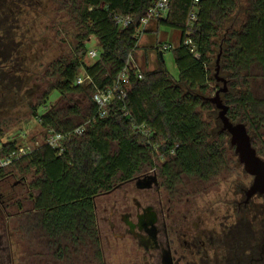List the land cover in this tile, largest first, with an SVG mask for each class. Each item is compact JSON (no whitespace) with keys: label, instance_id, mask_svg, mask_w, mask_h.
Returning a JSON list of instances; mask_svg holds the SVG:
<instances>
[{"label":"trees","instance_id":"trees-1","mask_svg":"<svg viewBox=\"0 0 264 264\" xmlns=\"http://www.w3.org/2000/svg\"><path fill=\"white\" fill-rule=\"evenodd\" d=\"M52 2L77 29L76 43L68 55L42 69L39 59L31 57V49L17 42L16 28L2 32L3 154L28 142H45L51 129L68 135L62 152L42 144L0 167V200L10 214L24 220L21 229L29 232L34 224L57 241L65 237L68 245L76 236L83 243H99L97 198L119 184L146 180L154 170L171 191L185 187L187 177L215 184L227 170V149L232 148L230 135L221 131V121H214L215 104L206 99L219 87L215 71L220 53V75L228 80L227 90L221 93L228 117L247 125L253 146L263 157L264 0H200L192 24L193 0H169L168 16L153 18L145 32L157 36L150 46L158 50L155 66L149 68V56L144 53L138 67L129 69L127 97L115 99L104 117L98 115L92 95L112 87L129 66L130 57L137 61L140 47L138 26L121 28L116 16H141L154 0ZM25 3L19 14L30 8ZM92 37L99 43V55L89 61ZM187 39L191 42L186 43ZM166 44L171 48L165 49ZM167 52L173 55L177 76L166 66ZM31 63L33 70L28 69ZM80 71L92 83H77ZM40 87L43 93L27 102L31 91ZM53 93L59 95L56 103H51ZM24 102L41 132L11 130L26 121L12 111ZM41 108L45 111L40 112ZM85 124L82 135L75 133ZM145 130L150 134L145 135Z\"/></svg>","mask_w":264,"mask_h":264},{"label":"flooded vegetation","instance_id":"flooded-vegetation-1","mask_svg":"<svg viewBox=\"0 0 264 264\" xmlns=\"http://www.w3.org/2000/svg\"><path fill=\"white\" fill-rule=\"evenodd\" d=\"M26 1L0 0V50L2 32L14 31ZM153 172L146 180L123 182L101 195L126 191L129 184L138 192L133 205L126 203L128 193L123 204L117 199L110 203L106 233L96 202L99 243H83L76 236L68 245L65 237L57 241L32 224L27 263L108 264L105 247L111 248L114 238L122 241L129 264H264V194L248 197L250 186L240 187L231 198L212 201L210 182L187 177L185 187L171 191ZM152 189L154 197L142 203L139 196L147 198L145 192ZM119 205L124 212L119 213ZM14 217L0 200V264H20L15 250L20 246L17 229L8 223ZM115 246L120 247V242Z\"/></svg>","mask_w":264,"mask_h":264},{"label":"rangeland","instance_id":"rangeland-1","mask_svg":"<svg viewBox=\"0 0 264 264\" xmlns=\"http://www.w3.org/2000/svg\"><path fill=\"white\" fill-rule=\"evenodd\" d=\"M27 4L30 5V8H28L25 14V11L22 14H19V21L16 24V31L19 34V39H17V42L21 44L23 43L25 44V47L31 49V57L39 59L38 62L43 64L42 69H44V67L47 66V64L52 60L69 54L71 48L76 43L75 35L77 34V29L75 25L69 19H67V17H64L63 12H58L54 9L52 0H27ZM57 30H59L60 32L56 33ZM156 37L157 36H154L153 39H155ZM158 37L162 39L164 35L161 34L160 36L158 35ZM98 44L99 43L97 41V38L92 37L91 41L89 42V48L97 47L99 46ZM140 44H145L143 38L140 41ZM146 44H148L149 46L152 45L151 42ZM164 57L166 66L170 73L173 76H177L178 70L172 53L167 52ZM138 58L139 57L137 56V59ZM87 60L90 61L93 59L87 58ZM37 68L35 71H37ZM28 69H34L33 63L28 64ZM42 69L40 68V70ZM219 76L221 75L219 74ZM218 83V88L223 86L222 81H218ZM33 85L34 83L32 80V85H30L31 89ZM36 86L38 85H35L34 87ZM34 90L35 92L31 91V94L27 97V102L29 100H34L36 97L43 93V88L41 87L40 89L34 88ZM58 100L59 95L57 93H53L51 97V103H56ZM25 102L20 103V105L16 107H13L12 111H14L13 114H15V116L17 117L24 116V120L26 121L17 124L11 130L16 131L22 128L28 132H41L37 120L29 118L30 109L28 108V105L25 104ZM44 111L45 108L40 109V112ZM212 113L214 116V121L216 119H219V109L216 107V105L215 109L212 110ZM205 117L209 118L208 114L205 115ZM227 152L230 159L227 170L223 172L220 179L215 181V184L210 183L212 190L209 198L212 201H216L220 196L226 198L227 200L231 198L230 195L234 192V190L240 187L248 188L252 182V178L244 172L243 165L240 163L239 158L235 153L234 146H232V148L228 147ZM150 175H154V172H150ZM126 189L127 190L123 192L121 190L114 193L113 195L104 197L100 196L99 198H97L98 215L101 222V228L104 230V233H106L108 230V219L110 218L111 211L109 206L114 199H117L120 204H123L124 196L128 193L126 203L133 205L132 199L137 195L136 193L138 192H136L134 184H129L128 186H126ZM145 193H147V198H141L139 196V199L142 203H145L146 201L151 200L154 197V189ZM119 206V213L124 212V209H122V205ZM21 220L22 219L20 218L14 217L8 220V223L11 224L13 230L17 229L18 241L20 246H18V248H15V250L17 251V256L19 257V263L28 264L27 241L28 239L30 240V232H26L25 230L21 229L20 226H22V224L24 223V220ZM112 241L113 246L111 248L108 245H106L105 247L108 264H129L128 258L130 257L126 256L127 250L124 248L123 243H121L122 241L114 238L112 239ZM119 242L120 247L117 248L115 245Z\"/></svg>","mask_w":264,"mask_h":264},{"label":"built area","instance_id":"built-area-1","mask_svg":"<svg viewBox=\"0 0 264 264\" xmlns=\"http://www.w3.org/2000/svg\"><path fill=\"white\" fill-rule=\"evenodd\" d=\"M200 0H193V7L190 10L189 14V24H192L193 21L197 19V6L196 4ZM169 13V0H154L153 5L148 9L145 14L141 16L134 15H117V24L121 28H127L130 26H138V39L139 42L142 40L143 36L147 28L150 26V21L153 18H166ZM189 39L186 40V43H190ZM165 49L171 48L170 44L164 45ZM99 55L98 47H91L88 51V57L90 59H96ZM134 62V58L130 57L129 66L125 68L121 74L118 76L114 85L110 88H106L103 90H97L92 95V100L98 105V115L100 117H104L108 113V108L111 106L112 102L115 99H125L127 97V89L125 85L128 84L129 78V69L137 68V65H133L131 62ZM139 78L143 77L142 73L138 74ZM77 83L79 84H89L92 83V78L87 75L86 72L80 71V74L77 79ZM86 129V124L76 128L75 133L82 135ZM145 135H149V131L145 130ZM68 140V135L65 133L57 132L54 129L49 130V135L46 137L45 142L38 140L35 142H28L16 150L10 152L9 154H3L2 148L0 145V167H7L11 165L16 160H19L31 153H33L37 148L42 146V144L48 145L52 148L58 149L60 152L64 150L65 143Z\"/></svg>","mask_w":264,"mask_h":264},{"label":"water","instance_id":"water-1","mask_svg":"<svg viewBox=\"0 0 264 264\" xmlns=\"http://www.w3.org/2000/svg\"><path fill=\"white\" fill-rule=\"evenodd\" d=\"M162 54V53H161ZM220 57L216 60V78L223 82V86L218 88L215 94L206 99L216 105L219 109V119L222 124V130L230 135V143L235 148L240 163L244 167V171L253 176V181L246 193L248 197L259 193L264 194V158L261 157L256 148L252 144V139L248 131V127L243 122H233L228 117V105L221 97V93L227 90L228 80L219 76L220 74Z\"/></svg>","mask_w":264,"mask_h":264},{"label":"crops","instance_id":"crops-1","mask_svg":"<svg viewBox=\"0 0 264 264\" xmlns=\"http://www.w3.org/2000/svg\"><path fill=\"white\" fill-rule=\"evenodd\" d=\"M154 35L155 34H153V33L147 32L143 36V41L145 44H143V45L140 44V47L137 50V54L139 53L138 59L140 61L138 59H137V61L134 59V62L133 61L131 62L133 65L138 66L141 63V58H142V60L144 59L143 54L147 52L148 56H149V68H153L155 66V63L157 61L156 59H157L158 50L153 48V47H150L148 44H146V43H150V42L152 43L153 42ZM140 56H141V58H140Z\"/></svg>","mask_w":264,"mask_h":264}]
</instances>
